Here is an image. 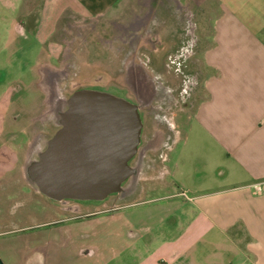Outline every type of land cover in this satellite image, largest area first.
<instances>
[{"label":"crops","instance_id":"1","mask_svg":"<svg viewBox=\"0 0 264 264\" xmlns=\"http://www.w3.org/2000/svg\"><path fill=\"white\" fill-rule=\"evenodd\" d=\"M123 1L0 0V27L8 35L6 46L22 41L23 34L45 42L63 17L70 16L72 24L77 17L99 19ZM195 5L215 22L204 21L194 111L185 134L179 130L164 153L166 187L152 188V197L123 213L125 226L135 230L122 236L121 254L132 255V264H264V0ZM12 105L1 93L0 183L5 186L15 169L19 172L25 152L22 136L13 130L23 131L24 123L40 114ZM94 260L86 264H130L115 254Z\"/></svg>","mask_w":264,"mask_h":264},{"label":"rangeland","instance_id":"2","mask_svg":"<svg viewBox=\"0 0 264 264\" xmlns=\"http://www.w3.org/2000/svg\"><path fill=\"white\" fill-rule=\"evenodd\" d=\"M11 1L18 2V0ZM180 1L185 4L182 5ZM186 1L126 0L99 19L77 17L78 22L73 24L71 17L65 16L58 23L50 39L45 42L41 37L28 39L23 34L22 41L6 46L8 35L4 28L0 27V94L5 91L8 98L10 97L13 101L12 107L21 106L28 115L36 113L38 111L36 109L40 112L38 118L30 117L29 123L28 121L24 123L27 125H24L23 131L21 127L14 128L13 134H19L23 138L22 150L25 152L19 160L20 170L18 172L15 169L12 182L7 186L0 183V258L5 264H86L94 262V259L102 255L114 254L122 258L126 257L130 264L134 263L132 255L121 254L126 242L122 236L135 230L133 227L125 226L126 218L123 219V213L132 211L133 207H129L130 204L140 199H148L155 194L156 190L162 186L166 187L164 153L179 134V130L185 134L186 122L190 113L194 111L195 99L192 104L188 99L183 104V108L178 110L174 105L178 99L172 100L165 88H161L159 95H156L155 99L151 97L147 102L143 113V120L147 126L144 129V138L150 140L152 139L150 133H158V145L164 148H160L161 151L158 153L149 151L143 157V170L135 190L129 191L127 195L115 193L105 200L71 201L66 204L52 202L41 196L42 201L37 205V198L41 194L26 180L24 166L30 157H35L38 151L45 147L57 128L54 113L57 110L51 109V106L54 107L55 104L54 99L52 101L47 99L46 93L43 92L39 69L46 65L62 68L73 61L71 58L76 61L79 65L76 71L80 69V76H71L68 69V74L62 79V83L53 84V88L59 91L62 98L70 97L74 90L73 83L84 82L87 78L85 76H90L87 72L89 70L90 73L94 70L93 76L97 79L104 74V80H95V83L105 84V87L111 86L117 91L127 88L129 93L133 92L130 85L133 81L132 72L143 70L153 76H150V79L154 85L160 79L166 83L170 80L177 86L179 82L171 78V73L161 72L160 76L146 63L135 61L134 50H118L119 40L134 37L133 34L137 31L135 28L141 24L149 21L167 22L161 17V12L165 13V7L169 6L174 9L176 20L183 16L186 18L185 21L189 20L197 25V32L193 36V40L195 42L197 40L195 48L197 56L192 54L186 59V64H189L186 68L188 76L179 83L181 86L184 81V86L191 91L194 89L193 84L196 85V76L199 80L202 77L201 64L195 66V69H200L195 72L196 75L192 76L189 73L193 72L192 62L196 57L198 58L203 47L204 21L210 22L213 26L215 17L204 14L203 7H193L192 11L190 10L191 5L201 3L202 0H192L191 4ZM179 6L188 8L184 10L185 14L176 13L178 11L175 7ZM28 7L26 2L24 9ZM46 32L48 34L50 28ZM25 33L29 34L30 31L26 30ZM108 39L109 44H107ZM104 42L107 45H104ZM59 60L62 64L58 62ZM167 88L170 87L167 86ZM126 95L130 96L128 93ZM38 103H40L39 107ZM171 105L174 109L170 108ZM180 106L182 104H179V108ZM164 124L172 129L166 138L161 134ZM158 173H164L163 178H158ZM168 180L173 181V176H168ZM152 188H156L155 192ZM162 192L166 190L162 189ZM53 218L61 220L55 227L35 226ZM86 255L89 256L86 257ZM116 263L112 262V264Z\"/></svg>","mask_w":264,"mask_h":264},{"label":"water","instance_id":"3","mask_svg":"<svg viewBox=\"0 0 264 264\" xmlns=\"http://www.w3.org/2000/svg\"><path fill=\"white\" fill-rule=\"evenodd\" d=\"M140 108L110 92L75 91L54 112L62 128L25 164L26 180L57 200L100 201L113 193L132 192L139 185L146 155L139 164L130 163L141 143ZM0 264H5L1 258Z\"/></svg>","mask_w":264,"mask_h":264},{"label":"flooded vegetation","instance_id":"4","mask_svg":"<svg viewBox=\"0 0 264 264\" xmlns=\"http://www.w3.org/2000/svg\"><path fill=\"white\" fill-rule=\"evenodd\" d=\"M179 1V0H178ZM195 2V1H194ZM179 3V2H178ZM191 9L193 7H190ZM190 9V10H191ZM175 10L180 13V14H185L184 10H188V8L184 7H175ZM174 10H169L165 13H162L161 17L166 20L167 22H145L144 24H141L139 27L135 28L137 31L135 32L134 37H131V39H120V46L118 47L119 51H126V50H134V60L139 61V62H144L146 65H148L150 68H152L156 73H158L161 76V72L165 74L171 73V78L175 80L176 82L181 83L182 80H185L186 75V68L189 67V64H186V59H188L192 54L194 56H197V50L196 45H197V40L196 42L193 40L194 34L197 32V25L195 23H191L189 20L188 22L185 21L183 16L178 18L176 20L175 13L173 12ZM189 18V15H187ZM193 16V15H192ZM169 21V22H168ZM106 40V39H105ZM104 45L109 44V39L106 42L103 43ZM127 46V47H126ZM71 50V49H70ZM131 50V51H132ZM89 50H87L88 52ZM73 61L70 62L69 64H65L62 68L61 67H55L53 65L51 66H42L39 71V75L41 76V88L44 93H46L47 99H50L51 101L54 99V108L55 110H58L60 108H63L66 103L67 98H62L61 95L59 94V91L53 88V84L57 85V83H62V79L66 78L68 74V69H69V74L75 75V77L80 76V69L79 71H76L79 65H77L76 61H74L73 58H71ZM60 64L61 61H58ZM201 63L199 61V56L198 58L196 57L195 60H193L192 65H193V72H190L189 75H194L195 72L199 71L198 69H195V66H199ZM155 68V69H154ZM120 68H118V71ZM93 68L91 69V71ZM88 75L90 76H85L87 78L84 79V82L79 81L76 83V81L73 83V91L69 95L71 96L75 91L77 90H82V89H92V90H100V91H105V92H110L115 95L125 97L141 106L140 108V114L142 117L143 121V128H142V135H141V143L139 145V151L138 153L131 159L130 163L133 165L139 164L140 159L142 158L143 154L148 151L151 153L155 152L158 153L161 151V146L158 145L157 138L159 137L158 133H150V137L152 139L148 140L146 137L144 138V132H145V121L143 120V113L145 110V106H147V102L151 99V97H156V95H159L160 89H164L165 91L168 92L167 94L170 95V97L173 99H178L177 103H174L176 109L181 110L183 108V104L186 103L189 99L191 104L193 103V99H195V89L198 87L199 79L197 78L196 85L195 83L193 84V88L190 91V88H186L184 86V81L183 83L180 84L178 83L177 86H175L174 83L170 82V80H167L168 82L166 83L163 80H158L155 82L156 84L154 85L152 80L150 79V73L148 71H137V72H132V83L130 84L132 89H133V94L129 93L127 88H122L117 91V89L114 90L113 87H105V84H100V83H95L94 81H99V80H104V74L101 75V78H96L94 75V70L90 73V70L87 71ZM66 73V74H65ZM125 73V71H124ZM172 73H175L172 75ZM193 73V74H191ZM188 74V73H187ZM196 75V74H195ZM169 76V75H168ZM153 77V76H152ZM176 77V78H175ZM175 78V79H174ZM171 83V84H170ZM169 86L171 90L167 88ZM170 92V93H169ZM128 93L130 96L128 97L126 95ZM175 99V100H176ZM49 100V101H50ZM176 102V101H175ZM189 102V103H190ZM179 104H182L179 108ZM49 107V106H48ZM171 109H174V107L171 105ZM169 108V109H170ZM57 124V128L54 132L57 133L62 128V125L59 123L58 119L56 118L55 120ZM163 125V123H161ZM160 126V123L158 124ZM164 129L162 131V136L165 138L170 135L172 129H170L168 125L164 124ZM157 136V137H156ZM148 140V141H147ZM167 140V139H166ZM124 185L126 187L128 186V182H124ZM130 190H125L121 194L127 195ZM41 194L37 198V205L41 203L42 200H40L41 196L46 197L52 202H58L62 204L69 203L71 201L74 202H92L94 200H89V199H77V198H63V199H53L51 197H48L47 195L38 192ZM130 193V192H129ZM115 194V193H113ZM112 195V194H111ZM110 196V195H109ZM108 196V197H109ZM107 197V198H108ZM43 199V198H42ZM45 200V199H44ZM99 201V200H95ZM37 210H39L37 206ZM61 222L60 219H51L46 222L38 223L35 226L36 227H55L57 224Z\"/></svg>","mask_w":264,"mask_h":264},{"label":"built area","instance_id":"5","mask_svg":"<svg viewBox=\"0 0 264 264\" xmlns=\"http://www.w3.org/2000/svg\"><path fill=\"white\" fill-rule=\"evenodd\" d=\"M256 189H257L258 191H260L261 187L257 184V185H256Z\"/></svg>","mask_w":264,"mask_h":264},{"label":"bare ground","instance_id":"6","mask_svg":"<svg viewBox=\"0 0 264 264\" xmlns=\"http://www.w3.org/2000/svg\"><path fill=\"white\" fill-rule=\"evenodd\" d=\"M66 104V103H65Z\"/></svg>","mask_w":264,"mask_h":264}]
</instances>
